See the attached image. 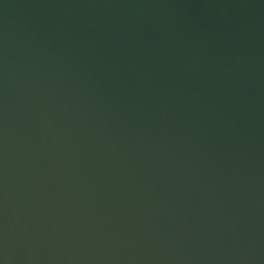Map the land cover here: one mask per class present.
Instances as JSON below:
<instances>
[{
	"label": "water",
	"instance_id": "95a60500",
	"mask_svg": "<svg viewBox=\"0 0 264 264\" xmlns=\"http://www.w3.org/2000/svg\"><path fill=\"white\" fill-rule=\"evenodd\" d=\"M0 264H264V0H0Z\"/></svg>",
	"mask_w": 264,
	"mask_h": 264
}]
</instances>
